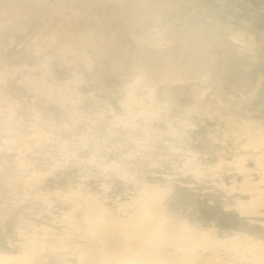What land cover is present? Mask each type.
I'll use <instances>...</instances> for the list:
<instances>
[{"label": "rangeland", "instance_id": "374dc122", "mask_svg": "<svg viewBox=\"0 0 264 264\" xmlns=\"http://www.w3.org/2000/svg\"><path fill=\"white\" fill-rule=\"evenodd\" d=\"M129 3L0 0V254L97 264L109 222L157 210L176 236L218 240L221 259L187 251L205 263L264 264L221 246L264 244V196L247 187L264 188V0ZM146 232L145 251L187 255Z\"/></svg>", "mask_w": 264, "mask_h": 264}, {"label": "bare ground", "instance_id": "6f19581e", "mask_svg": "<svg viewBox=\"0 0 264 264\" xmlns=\"http://www.w3.org/2000/svg\"><path fill=\"white\" fill-rule=\"evenodd\" d=\"M114 1V0H113ZM126 2H127V0H125ZM135 1H137V0H135ZM138 1H140V0H138ZM158 1V0H157ZM8 2V1H7ZM118 2V1H117ZM124 2V1H123ZM122 2V4H124ZM152 2V1H151ZM121 3V2H120ZM128 3H129V0H128ZM130 4V3H129ZM131 4H133V1H132V3ZM136 4H137V2H136ZM150 5H151V3H149ZM126 5V4H125ZM138 5V4H137ZM60 6V5H59ZM119 6V5H118ZM121 6H123V5H121ZM130 6V5H129ZM126 7V6H125ZM120 8V7H119ZM127 8V7H126ZM129 8V7H128ZM11 9V8H10ZM152 9V8H151ZM119 10V9H118ZM144 10V9H143ZM121 11H122V9H121ZM124 13H125V11H123ZM131 12V11H130ZM130 12H128V13H130ZM136 12V11H135ZM117 13H118V11H117ZM123 13V14H124ZM132 14H134V13H132ZM134 19V18H133ZM132 19V20H133ZM138 20V19H137ZM128 22V21H127ZM4 23V22H3ZM4 25V24H3ZM117 34V33H116ZM121 34V33H120ZM116 36V35H115ZM120 36V35H119ZM116 38V37H115ZM122 38V37H121ZM114 40V39H113ZM112 40V41H113ZM111 41V42H112ZM115 42V41H114ZM114 44V43H113ZM117 44V43H116ZM40 46V45H39ZM65 48V47H64ZM70 49V48H69ZM69 49H67V50H69ZM75 52V51H74ZM138 52V51H137ZM141 68V67H140ZM264 164V163H263ZM264 167V166H263ZM259 168H261V167H259ZM262 169V168H261ZM263 170V169H262ZM255 172V171H254ZM253 177V176H252ZM250 178V177H249ZM264 180V179H263ZM143 184V183H142ZM255 184V183H254ZM259 184V183H258ZM260 185V184H259ZM248 190L250 191H253V189L256 191H261L259 194H258V196H255L250 202L251 203H253L254 202V204L255 203H258L259 201H261V200H259L258 198H261L262 196H264V188L261 190V189H259V188H254L255 186H252V183H250L248 186ZM142 188H144V187H142ZM150 188V187H149ZM245 188V187H244ZM143 190V189H142ZM141 190V191H142ZM147 190V189H146ZM258 191V192H259ZM146 193H148L147 191H146ZM151 192H149V195H151L150 194ZM155 193V192H154ZM254 193V192H253ZM76 194V193H75ZM156 194V193H155ZM74 195V194H73ZM78 196V195H77ZM83 196V195H82ZM139 196V195H138ZM142 196V195H141ZM144 196H146V194L144 195ZM71 197V196H70ZM159 197V196H158ZM258 197V198H257ZM137 198V197H136ZM138 198H140V197H138ZM144 198V197H143ZM258 199V201H257V199ZM84 199H85V197H84ZM144 199H146V198H144ZM147 199H148V197H147ZM146 199V201L147 202H149V200H147ZM152 199H154V198H152ZM151 199V200H152ZM72 200V199H71ZM137 200V199H136ZM68 201H69V199H68ZM85 201V200H84ZM132 201H134L133 199H132ZM83 202V201H82ZM138 202V201H137ZM145 202V201H144ZM153 202V201H152ZM155 202V201H154ZM262 202H264V201H262ZM133 203V202H132ZM134 203H135V201H134ZM133 203V204H134ZM87 204V203H86ZM147 204V203H146ZM152 204V203H151ZM158 204V203H157ZM253 204V205H254ZM82 205H84V204H82ZM91 205V204H90ZM89 205V206H90ZM136 205V204H135ZM145 205V204H144ZM258 205H260V204H257V206ZM77 206H79V204L77 205ZM147 206H149V205H147ZM252 206V205H251ZM261 206V205H260ZM264 206V205H263ZM81 207V206H80ZM79 207V208H80ZM84 207V206H83ZM92 207V206H91ZM136 207V206H135ZM137 207H138V205H137ZM142 207V206H141ZM253 207V206H252ZM256 207V206H255ZM76 208V207H75ZM140 208V207H139ZM143 208V207H142ZM152 208V207H151ZM151 208H150V210H151ZM159 208V207H158ZM256 208H258V207H256ZM260 208V207H259ZM262 208V207H261ZM90 209V208H89ZM95 209V208H94ZM102 209V208H101ZM152 209H154V210H156L155 208H152ZM254 209V208H253ZM87 210V209H86ZM107 210V209H106ZM147 210H149V209H147ZM88 211V210H87ZM101 211V210H100ZM108 211V210H107ZM106 211V212H107ZM125 211V210H124ZM126 211H127V209H126ZM134 211H136V210H134ZM157 211V210H156ZM156 211H153L152 210V212H154V216H150V217H147L148 215H147V213H146V217L144 216V215H141L140 217H145V219H143L142 220V222H139L138 223V221H136L135 223L133 222L132 224L130 223V221H129V225L128 226H126V227H124V228H121L120 226H122V224H121V221H120V223H117L118 225L119 224H121L120 226H119V228L121 229V230H117L116 231V229L114 228L117 224L116 223H114V221H113V223L114 224H116V225H114L113 224V226L114 227H109V228H107V226H111L112 225V222H107L108 224H110L111 223V225H105L106 226V228L104 229L105 230V234L103 233V235L104 236H106V237H104V239H106L105 240V244L108 246V247H114L113 249L111 248L110 250L109 249H103L104 251H99L100 253H98L97 254V251H94L95 252V259L97 260V264H184V263H186L185 261H188V262H191V264H224V263H221V261H219V256H222V255H219L218 254V252H220V251H217L218 250V248H219V245H220V243H218L217 241L215 242L214 241V238H212L213 236H211V235H208V233L207 232H205V231H203V230H197V229H195V230H191V229H184V232L181 234V235H178V234H180V233H176L177 234V236L176 235H174V233L175 232H178L182 227H179V225H178V227L179 228H177V227H174L175 229L177 228V229H179L178 231H176L174 228H172V230L169 228V230L170 231H173V229L175 230V232L173 231V232H170V231H166V229H165V225H163L164 226V229H165V231H166V233H164L163 231H161V230H164L163 228H162V225L161 224H163V222H165V221H163L162 223H160V221H162V220H160L159 219V217H158V214L156 213ZM260 211V210H259ZM92 212V211H91ZM146 212V211H145ZM145 212H144V214H145ZM96 213V212H95ZM137 213V212H136ZM149 213L151 214V211H149ZM157 215H156V214ZM246 213V212H245ZM248 213V212H247ZM257 213V212H256ZM261 213V212H260ZM103 214V213H102ZM141 214V213H140ZM143 214V213H142ZM89 215V214H88ZM95 215V214H94ZM129 215V214H128ZM157 217H156V216ZM161 215V214H160ZM86 217H87V215H85ZM112 216V215H111ZM135 216V215H134ZM138 216V215H137ZM160 217H162V215L160 216ZM106 218V217H105ZM128 218V217H127ZM136 218V217H135ZM134 218V219H135ZM166 218V217H165ZM94 219V218H93ZM102 219V218H101ZM138 219V218H137ZM140 219H142V218H140ZM163 220H166V219H164V218H162ZM110 220V219H109ZM123 220V219H122ZM126 219H124L123 221H125ZM133 220V219H132ZM131 220V221H132ZM92 221V220H91ZM107 221V220H106ZM128 221H127V223H128ZM134 221V220H133ZM140 221V220H139ZM95 223H96V221H94ZM99 222V221H98ZM117 222V221H116ZM102 223V222H101ZM106 223V224H107ZM124 223V222H123ZM166 223H168V222H166ZM166 223H164V224H166ZM174 223V222H173ZM73 224V223H72ZM99 224V223H98ZM126 224H124V226H125ZM167 225V224H166ZM175 225V224H174ZM181 225V224H180ZM168 226V225H167ZM91 227H93V226H91ZM169 227V226H168ZM171 227H173V226H171ZM104 228V227H103ZM117 228H118V226H117ZM185 228V227H184ZM97 229V228H96ZM100 229V228H99ZM102 229V228H101ZM92 230V229H91ZM94 230V229H93ZM98 230V229H97ZM153 230H155V235L156 234H158V233H160L161 232V236L162 235H164V236H162V237H164V239H166V241L165 242H167V241H171V243L170 244H173L174 246L175 245H177V246H183L182 248H185V250H186V252L187 251H191V249H192V247L194 246V248H196V245L195 244H198V246L199 245H201V246H203L202 244H204L205 245V247L207 246V247H209L210 246V248L211 249H213V251L215 252V254H214V257L215 258H217V257H219L218 258V260L217 259H214V257L212 256L211 257V255H210V260L208 261V262H206L205 263V261H202L201 259H199V256H201V258H202V255L203 254H199V256H198V258H197V255L195 256V255H193V252H187V255H188V257H187V255L185 254L186 252H184V254L186 255V256H184L185 258H183V259H181V260H179L178 262L173 258V260L169 257H167L166 256V254H165V252H166V250L165 249H163V250H161L159 247H154V250L153 251H145V248H147V246L144 248V246L148 243V242H150V240H148L147 238H149V237H147L146 238V236H145V232L146 231H148L149 232V235H150V233H152L151 231H153ZM181 230H183V229H181ZM97 232V231H96ZM102 232H103V230H102ZM179 232H181V231H179ZM210 232V231H209ZM99 233H100V231H99ZM107 233V234H106ZM147 233V232H146ZM163 233V234H162ZM94 234V233H93ZM89 235V234H88ZM108 235V236H107ZM147 235V234H146ZM152 235H154L153 233H152ZM172 235H174V236H172ZM157 236V235H156ZM161 236H159L160 238H158L159 240L160 239H163ZM165 236H167V237H165ZM151 238V237H150ZM97 239V238H96ZM151 239H153V238H151ZM154 239H156V238H154ZM250 238H249V235H247V234H233V235H230L229 236V238H225L224 240H225V242H223V243H221V246H222V248L224 247L225 249H231L232 251H233V249H240V251L242 250V247L240 248L239 246H240V244H246L247 246H249V248L251 247L252 249H251V251L253 250V252L255 251L257 254H254V255H257L258 256V258H261V260H263L264 258H262V257H264V244H263V242H260V241H258V242H255V241H252L251 239L249 240ZM157 240V239H156ZM153 241H155V240H153ZM153 241H151V242H153ZM161 241V240H160ZM220 241V240H219ZM223 241V240H222ZM35 242V241H34ZM150 242V243H151ZM156 242V241H155ZM164 242V241H163ZM162 242V243H163ZM197 242V243H196ZM207 242V243H206ZM37 243V242H36ZM92 243H94V242H92ZM102 244H103V241L101 242ZM161 243V242H160ZM169 242H167V244H168ZM59 244V243H58ZM99 244H100V240H99ZM98 244V242L96 243H94V244H92V245H89L92 249H94V250H100L101 249V245H99ZM157 244V243H156ZM156 244H153V246L154 245H156ZM159 244V243H158ZM164 244V243H163ZM162 244V245H163ZM208 244H209V246H208ZM219 244V245H218ZM242 244V245H243ZM52 245V244H51ZM160 245V244H159ZM241 245V246H242ZM39 246H41V245H39ZM48 246V245H47ZM50 246V245H49ZM48 246V247H49ZM69 246V245H68ZM88 246V247H89ZM148 246H149V244H148ZM152 245H151V247H153ZM161 246V245H160ZM170 246V245H169ZM173 246V247H174ZM200 246V247H201ZM239 248H238V247ZM244 246V245H243ZM44 247V246H43ZM100 247V248H99ZM45 248H46V246H45ZM50 248V247H49ZM107 248V247H106ZM175 248V247H174ZM177 248V247H176ZM193 248V249H194ZM198 248V247H197ZM223 248V249H224ZM247 248V247H246ZM245 247H244V249L245 250H247ZM37 250H38V248H36ZM43 249V248H42ZM66 249V248H65ZM147 249H149V248H147ZM178 250L180 249V248H177ZM177 249H176V251H177ZM192 249V250H193ZM209 249V248H208ZM243 249V250H244ZM41 250V249H40ZM39 250V251H40ZM62 250H63V248H62ZM84 250H85V248H84ZM150 250V249H149ZM165 250V251H164ZM175 250V249H174ZM182 250H184V249H182ZM181 250V251H182ZM195 250V249H194ZM198 250H200V249H198ZM203 250H204V248H203ZM205 250H207L206 248H205ZM227 250V251H228ZM234 250V251H235ZM42 251V250H41ZM47 251H49V250H47ZM196 251V250H195ZM211 252H212V250H210ZM236 251H238V250H236ZM249 251H250V249H249ZM34 252V251H33ZM38 252V251H37ZM85 252V251H84ZM87 252V251H86ZM85 252V253H86ZM93 252V253H94ZM205 252V251H204ZM222 252V251H221ZM225 253H226V251H224ZM229 252V251H228ZM239 252V251H238ZM244 252V251H243ZM242 252V253H243ZM253 252L251 253L250 252V254H252L253 255ZM36 253V252H35ZM40 253V252H39ZM72 253V252H71ZM83 253V255H81V257H79L80 258V264H88L89 263V261H90V258L92 257H90V256H88V254L86 253ZM167 253V252H166ZM171 253V252H170ZM183 253V252H182ZM196 253V252H195ZM231 252H229V254H230ZM233 253V252H232ZM245 253V252H244ZM246 253H249V252H247L246 251ZM79 254V253H78ZM168 254V253H167ZM240 254V253H239ZM34 255V254H33ZM219 255V256H218ZM233 255H236V254H233ZM254 255H253V258H255L254 257ZM227 256H229L228 254H227ZM230 256H232V255H230ZM241 256V255H240ZM243 256V255H242ZM245 256V255H244ZM248 256V255H247ZM30 258H28V256L26 255V254H23V253H21V254H15V255H7V254H0V264H30L31 262H30V259H31V261H32V258H31V255L29 256ZM175 257V256H174ZM181 257V256H180ZM183 257V256H182ZM224 257H226L225 255H223V258ZM233 257V256H232ZM231 257V258H232ZM246 257V256H245ZM58 258V257H57ZM176 258V257H175ZM209 258V257H208ZM222 258V257H221ZM220 258V259H221ZM228 258V257H227ZM230 258V257H229ZM230 258V259H231ZM242 258V257H241ZM251 258H252V256H251ZM252 258V259H253ZM258 258H255L257 261H258ZM37 259V258H36ZM61 259V258H60ZM180 259V258H179ZM186 259V260H185ZM233 259V258H232ZM246 258H243L242 260H245ZM248 260H252V259H249V258H247ZM254 259V261H256ZM95 260V261H96ZM176 262H175V261ZM178 260V259H177ZM182 260L184 261V262H182ZM93 261V260H92ZM91 261V262H92ZM228 261V260H227ZM231 261V260H230ZM246 261V260H245ZM253 261V260H252ZM64 262V261H63ZM91 262L89 263V264H91ZM94 262V261H93ZM223 262V261H222ZM259 262V261H258ZM257 262V263H258ZM225 263H227V262H225ZM251 263V262H250ZM259 263H261V262H259ZM258 263V264H259ZM39 264H40V262H39ZM56 264V263H55ZM95 264H96V262H95ZM228 264V263H227ZM230 264V263H229ZM232 264V263H231ZM234 264V263H233ZM246 264H248V263H246ZM256 264V263H255Z\"/></svg>", "mask_w": 264, "mask_h": 264}]
</instances>
